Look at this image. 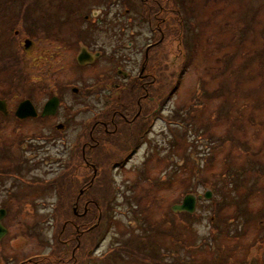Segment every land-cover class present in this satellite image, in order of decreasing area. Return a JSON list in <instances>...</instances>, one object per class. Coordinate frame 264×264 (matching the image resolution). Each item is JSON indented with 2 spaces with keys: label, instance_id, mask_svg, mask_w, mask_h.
I'll use <instances>...</instances> for the list:
<instances>
[{
  "label": "rangeland",
  "instance_id": "374dc122",
  "mask_svg": "<svg viewBox=\"0 0 264 264\" xmlns=\"http://www.w3.org/2000/svg\"><path fill=\"white\" fill-rule=\"evenodd\" d=\"M21 2H13L14 12H6L2 27L12 42L2 47L0 63L19 55L23 70L17 78L13 65L0 72V96L8 95L12 107L7 116L0 113V207L6 209L2 223L8 229L0 238V264H20L51 250L45 259L25 264H106L96 256L144 234L133 209L155 223L156 243L165 252L162 264H264V0H39L37 8L18 16ZM92 7L110 10L96 28L84 18ZM16 24L21 33L12 35ZM26 38L35 42L29 49H23ZM151 38L157 42L147 49L143 68L137 55L129 65L144 77L129 80L116 96L125 118L120 114L113 126L90 123L84 142L73 149L81 122L91 113L78 106L104 105L97 97L101 89L83 93L87 85L111 75L112 67L126 66L123 58L107 55L80 67L75 57L80 46L104 45L110 54L116 39L134 40L127 50L138 52L137 44ZM184 51L191 56L188 63ZM67 82L82 92L67 90ZM53 94L61 98L57 115L21 120L13 113L25 97L40 108ZM159 101L167 119L154 121L148 142L119 168L115 162L125 158L135 132L156 118ZM58 120L66 124L60 130L53 125ZM41 134L60 137L47 143L29 139ZM246 166L248 173L235 183L234 199L229 198L233 185L220 175ZM22 178L36 179V185ZM111 183L118 189L116 202L109 205ZM191 188L193 193L213 189L215 197L197 202L199 214L187 228L182 212L171 205ZM81 189L79 214L74 213L79 219H74L68 208ZM223 197L226 201L220 202ZM215 203L221 204L216 212ZM114 204L119 206L115 211L109 209ZM237 211V220L229 223ZM196 225L208 234L199 235ZM103 229L105 238L88 254L90 234L97 240ZM143 246L151 250L147 240ZM159 250L152 254L157 257ZM119 263L151 264L127 254L112 264Z\"/></svg>",
  "mask_w": 264,
  "mask_h": 264
},
{
  "label": "trees",
  "instance_id": "16d2710c",
  "mask_svg": "<svg viewBox=\"0 0 264 264\" xmlns=\"http://www.w3.org/2000/svg\"><path fill=\"white\" fill-rule=\"evenodd\" d=\"M14 1H17V0H0V40H3L2 42H0V54H3L4 50H2V47L9 43L12 42V37L11 38H8V36L6 35L7 33L5 31L2 30V27L4 26V22L6 21V17H7V11H9V14H12L14 11V4L13 2ZM10 2V4H9ZM39 4V0H23V2L20 3V5H18L17 8H20L19 9V13H18V16L22 13V12H26V13H30V9H35L37 8V5ZM32 15V14H30ZM180 15V14H179ZM10 17V16H9ZM181 17V16H180ZM15 18H16V15H15ZM29 18V17H28ZM28 20V19H27ZM251 24V23H250ZM18 31V32H17ZM5 33V34H3ZM21 33V29L18 28L17 24L12 28V35H17V34H20ZM6 36V37H5ZM5 39V40H4ZM25 47V46H24ZM22 48V47H21ZM23 49H26V48H23ZM253 58V57H252ZM10 65H13L16 69H15V77L17 78L18 75L21 77V73H22V60L20 59L19 55L18 56H14L12 57L11 59H7L5 61H2L0 63V72L2 70H6L9 68ZM246 68V67H245ZM19 85V84H18ZM12 91L15 90V85H13L12 87ZM201 89L199 90V92L201 90L204 91V88L200 87ZM4 96V95H3ZM5 96H8V95H5ZM203 96V94L201 93L200 97ZM207 97H210V94L209 96ZM204 107H205V104H204ZM180 111L177 110L176 113H179ZM1 113V112H0ZM175 113V115H176ZM3 116H7L6 114H4L3 112L1 113ZM171 119V118H169ZM190 125L186 124L185 127L188 128ZM186 133H189L187 129H185ZM184 136V135H182ZM194 146H196V144H194ZM216 146V145H215ZM195 150V149H194ZM193 153H195L193 151ZM118 161H121V159H118L116 162ZM115 162V163H116ZM179 164V163H178ZM183 164V163H182ZM200 165L198 164V167ZM247 166L244 167V168H238L237 169V172H233V171H230L228 170V172H223L222 175H220V177L223 179V181H225L224 183L226 185L230 184V185H233V190L230 189V195H229V198H233L234 199V193H236L237 191V185L235 184L237 181L241 180V179H244V177L246 176V174L248 173L247 172ZM64 174V173H63ZM62 174V175H63ZM110 174V173H109ZM110 176V175H109ZM61 177V176H60ZM112 180V177L110 178V181ZM113 181V180H112ZM164 179H159L157 180V182L161 183L163 182ZM234 183V184H233ZM154 184V183H153ZM91 185L92 184H89L88 183V188H91ZM112 185V186H111ZM111 191H110V195L108 196L107 198V201H108V204L110 205V201L111 202H116L117 200V185L111 183ZM86 188V189H88ZM194 189H196V186L193 187ZM191 188V189H193ZM213 188L214 189H217V191L221 190V185H218V184H213ZM190 189V190H191ZM114 190V192H113ZM70 191L71 193H74V190L72 188H70ZM240 198V196H236V199H237V202L236 204L239 205L241 204L240 203V200L238 199ZM128 199V198H127ZM220 202H224L226 201V197H223L221 199H219ZM212 201V200H210ZM72 208H68L72 213V217L74 219H79V217L75 216V212H74V206H75V203H72ZM65 206V204H64ZM60 207V205H59ZM114 207V208H113ZM117 206H115V204L113 206H110L109 209H115ZM218 207H221V204L220 203H215V207H214V210L215 212L218 210ZM64 209V207H63ZM79 209V208H78ZM241 211V210H239ZM239 211H237L236 215L235 216H232V217H228L227 219L230 220V219H237V216L239 215ZM136 214L140 215V217H137L140 221V227H141V230L144 232V234L141 236V237H131V238H128L125 243L123 244H117V245H113L112 247L108 248L106 251H104V253L101 255V256H96L97 259L100 258L101 260H104V262L106 264H112L113 261L116 259L117 256L119 255H129V256H132V257H138L140 258L141 260L143 261H147L151 264H155V263H158V264H162L161 262V259H164L162 254H164L165 252H162V250H159L161 247H160V244L156 243V240H155V228H156V225L155 223L153 222H150V220L148 218H145L144 216H142L141 212H137L136 211ZM199 213H194V214H190L188 212H182L180 216V218L182 220H184L186 223H185V226L187 228H191V223L193 222V219H195V216H198ZM108 218H109V225L112 223L113 221V213L111 211V213L108 214ZM262 221V219H261ZM261 221H259L261 223ZM133 228L137 229L138 226L136 225H133ZM214 229V228H213ZM106 230H101L100 232V235L98 236L97 240H96V235L94 236L92 233L90 234V237L89 239L91 240V245H93L92 247L90 248H87L86 251H88V254H92L93 252V249L96 247L95 244H99L100 243V239H103V237L106 235L104 234L103 236V233H105ZM219 233H224L222 230L219 231ZM225 234V233H224ZM216 235V234H215ZM103 236V237H102ZM102 237V238H101ZM100 240V241H99ZM138 240H142V242L144 243L146 240L148 241L149 243V247L151 248V250H147L148 252L144 251L143 249L139 248V245L142 244L143 246V243H140L138 242ZM96 241V242H95ZM144 247V246H143ZM137 250H136V249ZM158 251V255L157 257H155L153 254H152V251ZM85 251V250H84ZM89 257V256H88ZM120 264V263H119Z\"/></svg>",
  "mask_w": 264,
  "mask_h": 264
},
{
  "label": "flooded vegetation",
  "instance_id": "af4514ba",
  "mask_svg": "<svg viewBox=\"0 0 264 264\" xmlns=\"http://www.w3.org/2000/svg\"><path fill=\"white\" fill-rule=\"evenodd\" d=\"M89 20L94 24V27L96 28L99 21H97L95 18H91V17L89 18ZM107 29H108V27H107ZM114 35H115V33L113 32V36ZM156 42H157L156 38H151L148 43L140 44V45H139V43L137 44L138 52H135V51L130 52L127 49H129L131 44L134 43V40H129V41H127V43H124L123 45H121L119 40L116 39L110 46V50H111L110 54H108V50L105 49L104 45H101L100 47H96V48H94V44H90V43H88V45H81L80 46L79 52L81 51L82 47H86V50L91 52L92 54L99 53L98 56H96L95 58L92 59V62L86 63L84 65L79 64L80 67H87V66L94 65L100 59H102L104 56H107V55L109 57H111L112 59H115L116 56H118L120 59L123 58V61L126 64L125 67H122L119 65H117L116 67H112L111 71H110L111 75L107 76L106 78H101V79H99V80H97L91 84L89 83V85H87L88 88H91V90L90 91H84L83 93L92 94L93 92H96V91L101 89L99 94L97 95V97H98V101L102 97L101 100L104 101V105L101 106V108H97V107L91 105L90 103L78 106V108L81 110L89 109L91 112L89 115H87L83 119V121L81 122V126H84V125L88 126L90 123L95 124V122H98V124L100 123L101 125L113 126L116 124L117 119L119 118L120 114H121L122 118H125L126 114L123 112L121 113L120 108H119L120 103H119L116 96L122 94L129 87L128 85L125 84V83L129 82V80H132L134 82V81L140 79L141 77H144L143 71H141V70L138 72L133 71L129 65H130V63L134 64L135 59H136V55H137L138 67L140 69L143 68V66H144L143 63L145 62V59L147 57L146 51L148 48H151ZM79 52H77V54L75 56L76 61H78L77 56H78ZM112 61H114V60H112ZM127 74H128V77H126ZM98 81H99L98 87H95L94 85ZM72 86H74V85H72ZM72 86H71V88H72ZM65 88L67 90L72 91L69 87H65ZM101 91H103V92L101 93ZM81 92H82V89L80 87L79 91H76L73 93H81ZM115 99H117V100L115 101ZM60 102H61V98H60ZM157 105L159 107V102ZM158 107L157 108L155 107L154 112L158 110ZM60 108L61 107L58 108L57 112L54 115L58 114V111ZM75 108L76 107H74L73 109H75ZM41 110L42 109H38L39 115H40ZM13 113L15 114V109L13 110ZM9 114H10V112H9ZM49 116H52V115H49ZM49 116H46V118ZM44 118H42V119H44ZM86 118H88V119H86ZM87 120H88V123L83 124ZM59 123H61V125H63V126L66 125L65 122L58 120V121H56V123L55 122L53 123L55 129ZM146 127H147V125L144 126V128L142 130L135 132V134H134L135 135V142L133 143V145L143 137V133H144ZM85 131H86V129L80 131V136H79L80 144H82L84 142L83 136L85 134ZM60 135H61V132H60ZM60 135H52V134L34 135L31 138V140H34L36 142L40 141L42 143V142H46L45 141L46 139H54L55 136H56V140H57V138L60 137ZM75 140H76V136H75ZM29 156H31L32 158H38V153H29ZM80 198L78 199V201H80Z\"/></svg>",
  "mask_w": 264,
  "mask_h": 264
},
{
  "label": "water",
  "instance_id": "95a60500",
  "mask_svg": "<svg viewBox=\"0 0 264 264\" xmlns=\"http://www.w3.org/2000/svg\"><path fill=\"white\" fill-rule=\"evenodd\" d=\"M25 41H26L25 42L26 47H29L32 44L30 39H26ZM85 55H86V49L83 48L81 50V53L78 56L79 62L81 63L85 62V60L83 59ZM58 104H59V99L56 96H54L51 100H49L46 103L43 114L54 113L56 111ZM0 110L4 111L5 113L8 111L7 106H6V101L3 99H0ZM35 113H36L35 108L28 99L20 102L16 110V114L19 117H25L28 115H33ZM82 192L83 190L81 189L78 199L80 195L82 194ZM211 197H212V191L209 189H207L204 194L187 193L183 197V200L181 203H175L172 205V210L175 212L187 211L189 213H194L199 199H202V198L209 199ZM77 207L78 206L74 207V211L76 214H79ZM86 211L87 210L85 209L83 213H86ZM5 214H6V210L1 208L0 209V238H2L3 235L8 230L7 227H5L4 224L2 223V219Z\"/></svg>",
  "mask_w": 264,
  "mask_h": 264
},
{
  "label": "clouds",
  "instance_id": "9594fccd",
  "mask_svg": "<svg viewBox=\"0 0 264 264\" xmlns=\"http://www.w3.org/2000/svg\"><path fill=\"white\" fill-rule=\"evenodd\" d=\"M195 227L197 228V232H198L199 235L203 236V235H207L208 234V229H206L204 227H201L199 225H196ZM209 228H210V226H209Z\"/></svg>",
  "mask_w": 264,
  "mask_h": 264
}]
</instances>
